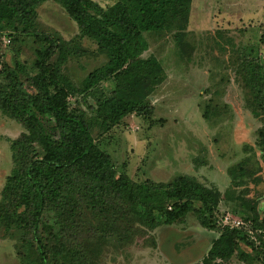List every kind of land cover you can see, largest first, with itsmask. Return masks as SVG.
<instances>
[{
    "label": "trees",
    "instance_id": "trees-1",
    "mask_svg": "<svg viewBox=\"0 0 264 264\" xmlns=\"http://www.w3.org/2000/svg\"><path fill=\"white\" fill-rule=\"evenodd\" d=\"M43 1L0 0V31L40 44L30 72L16 63L0 82V112L25 128L9 140L12 167L0 192V237L15 240L19 264H100L103 245L123 244L138 233L135 228L154 230L190 212L202 227L213 228L223 199L253 231L223 226L202 264H221L236 253L247 257L240 244L264 264V216L245 190L236 193L248 156L227 168L231 181L224 192L185 174L170 182H136L116 171L93 137L94 129L107 132L128 114L151 115L148 98L166 72L156 56H141L148 48L144 32L171 33L179 53H185L192 0H115L106 7L94 0H53L78 27L69 41L37 29L36 9ZM82 37L94 41L95 53L106 60L75 81L65 64L88 54L79 44ZM259 42L264 45V25ZM235 73L246 108L262 121L256 143L264 164V59L249 49ZM221 112L207 102L202 116Z\"/></svg>",
    "mask_w": 264,
    "mask_h": 264
},
{
    "label": "rangeland",
    "instance_id": "rangeland-1",
    "mask_svg": "<svg viewBox=\"0 0 264 264\" xmlns=\"http://www.w3.org/2000/svg\"><path fill=\"white\" fill-rule=\"evenodd\" d=\"M94 1L106 7L115 0ZM36 10L38 30L57 33L65 41L79 33L57 2L45 0ZM263 25L264 0H192L185 37L190 46L185 53H179L171 33L144 32L148 48L141 56H156L166 72L164 82L148 98L151 115L128 114L107 132L93 130L97 145L110 155L118 173H126L136 182H170L185 174L224 192L231 181L227 168L248 156V170L236 193L245 190L257 202L259 215L264 216V164L256 143L262 121L246 108L245 93L235 73L239 57L249 49L264 59V45L259 42ZM9 34L8 30L0 31V82L16 63L30 72L34 49L40 45L31 36ZM78 41L88 54L69 58L65 64V72L75 81L106 60L95 53L94 41L86 37ZM207 102L222 112L204 118ZM88 103L93 100L89 98ZM81 107L86 109V104ZM24 131L23 124L0 112V192L12 167L9 140ZM254 176L261 181L254 183ZM230 205L224 199L220 202L213 228L202 227L193 212L154 230L139 232L135 228L138 233L125 243L103 245L99 263L202 264L212 239L223 226L240 218ZM241 227L252 234L249 222ZM14 241L0 237V264H19ZM240 248L247 257L236 253L220 263L259 264L258 253L245 244Z\"/></svg>",
    "mask_w": 264,
    "mask_h": 264
},
{
    "label": "built area",
    "instance_id": "built-area-1",
    "mask_svg": "<svg viewBox=\"0 0 264 264\" xmlns=\"http://www.w3.org/2000/svg\"><path fill=\"white\" fill-rule=\"evenodd\" d=\"M243 224L242 220L240 218H235L233 223H228V226L230 227H240Z\"/></svg>",
    "mask_w": 264,
    "mask_h": 264
}]
</instances>
